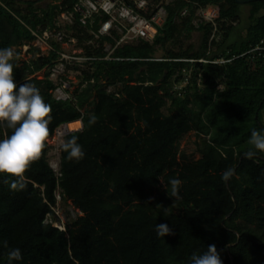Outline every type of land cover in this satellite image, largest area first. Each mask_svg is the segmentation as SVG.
I'll return each mask as SVG.
<instances>
[{
	"label": "trees",
	"instance_id": "16d2710c",
	"mask_svg": "<svg viewBox=\"0 0 264 264\" xmlns=\"http://www.w3.org/2000/svg\"><path fill=\"white\" fill-rule=\"evenodd\" d=\"M78 1L39 7L35 0H0V48L14 51L15 82L27 80L50 105L48 139L81 120L82 128L63 141L76 136L84 152L77 162L60 148L55 171L47 139L22 189H10L0 176V264H8L14 248L21 259L13 264H188L208 244L223 264H264V153L242 158L251 132H264V0H170L152 41L117 46L115 31L95 36L108 15L94 14L82 25ZM245 3L249 21L245 33L235 34ZM208 5L219 9L215 23L196 24V11ZM152 9L138 11L150 17ZM72 12L71 22L59 23L62 13ZM58 30L66 41L76 38L83 48L78 56L89 58L67 64L81 80L70 90L63 75L66 100L54 97L57 83L50 77L61 42L49 37L48 55L31 45ZM193 30L201 32L197 47L167 48L175 34ZM26 44L33 56L21 59L16 48ZM160 48L165 52L158 57ZM191 131L200 138V156L178 157V144ZM10 134L0 126V138ZM229 167L235 173L224 182L221 173ZM173 178L180 184L171 198L166 190ZM58 195L81 213L65 229L49 221ZM157 204L168 207L167 217ZM160 223L172 234L157 237Z\"/></svg>",
	"mask_w": 264,
	"mask_h": 264
},
{
	"label": "clouds",
	"instance_id": "9594fccd",
	"mask_svg": "<svg viewBox=\"0 0 264 264\" xmlns=\"http://www.w3.org/2000/svg\"><path fill=\"white\" fill-rule=\"evenodd\" d=\"M14 51L10 47L0 48V126L11 130V134L0 138V176L8 180L10 189H22L25 186L26 173L30 165L36 161L44 148L49 136L48 124L50 105L41 96L39 90L26 80L17 84L14 79V64L12 63ZM220 87V86H219ZM91 117L89 122H94ZM78 121V120H75ZM74 122V121H73ZM78 138L72 136L61 142L60 148L66 154V159L79 161L84 157L82 146ZM249 148L242 153L243 159H251L257 152L264 153V132L253 130L247 140ZM235 169L227 168L221 173L224 182L234 175ZM178 179H170V194L173 198L177 195ZM174 202V200H173ZM163 216L167 217V208L163 205ZM157 237H166L172 234L167 224H156L154 229ZM8 264L21 259L18 248L7 253ZM188 264H223L221 255L214 244H208L207 250L197 254L193 252L188 258Z\"/></svg>",
	"mask_w": 264,
	"mask_h": 264
},
{
	"label": "built area",
	"instance_id": "2783aa9c",
	"mask_svg": "<svg viewBox=\"0 0 264 264\" xmlns=\"http://www.w3.org/2000/svg\"><path fill=\"white\" fill-rule=\"evenodd\" d=\"M165 4L167 3L160 1L155 7H153L150 17H146L138 11V9L148 10L149 5H152L148 0H79L74 6V11L79 14V21L82 25H86L87 21L91 19L94 14L101 12L107 14L108 19L101 24L98 33L95 34V36L108 35L114 37L112 31H115L120 35V38L117 39L116 42L117 46L124 42H132L137 38L152 41L157 33V27L161 25L165 19ZM218 14L219 9L214 5L201 7L196 11L197 18L195 23L198 24L208 21L215 23L214 19L218 17ZM61 15L68 16L69 22H71L74 13H62ZM52 35L61 43L66 41V34L62 30L55 31ZM70 40L71 38L67 41ZM258 48L259 47L256 49ZM109 49L110 47L107 46V50ZM88 59V57L78 56V54H67L63 50L59 53L57 62L51 68L50 72V77L57 83V86L53 91L56 99L66 100L70 97L69 93L66 91L69 84L62 78L63 75H65L67 64L82 63ZM200 61L206 60L200 59ZM218 61L220 60L215 62ZM189 76L190 75H187L177 86L178 89H182L187 84ZM78 121L81 123L80 126L76 129H72V132L78 131L82 128L81 120Z\"/></svg>",
	"mask_w": 264,
	"mask_h": 264
},
{
	"label": "rangeland",
	"instance_id": "374dc122",
	"mask_svg": "<svg viewBox=\"0 0 264 264\" xmlns=\"http://www.w3.org/2000/svg\"><path fill=\"white\" fill-rule=\"evenodd\" d=\"M23 1V0H19ZM37 1V6L39 7H45L47 4H55L59 3V0H35ZM151 2V7H155L158 3H155V0H148ZM162 2L167 3L169 0H160ZM159 1V2H160ZM249 10L250 6L248 4H243L241 8V19L240 22L237 24V28L235 31L238 32V30L243 31L245 33V27L246 24L249 21ZM69 17L66 15H61L59 17V23L64 25L65 23L69 22ZM178 23H180V19L177 20ZM74 30H69L68 34H73ZM53 37V35L50 32H45L42 37L38 38L37 40L33 41L31 43L32 46L37 47L40 50V55H48L49 50L51 49L48 38ZM201 32L199 30H193L190 33H184L182 35L175 34L172 40L167 45L168 49H175L179 50L180 47L186 49L188 47H197L200 42ZM85 44V42H84ZM87 44V43H86ZM85 44V45H86ZM30 44H26L20 47H17V51H19V56L21 59H29L33 56V53L29 52L30 50ZM83 45V44H82ZM61 48L64 52L67 54H78L83 51V48L78 45L76 38H71L70 41H65L61 43ZM164 50L161 48L158 50L156 55L158 57L163 56ZM66 77L71 83L70 90H73L76 88L80 83V72L75 70H69L66 71ZM38 78H42L44 75V70L37 72L35 74ZM220 88H223V85H219ZM167 112V109H165ZM62 127L60 126L54 133V135L48 139V158L50 161L51 166L54 168L55 171L59 170L60 165V144L64 139L65 134L62 133ZM200 142V138L195 134V132L191 131L187 133L179 142L178 144V157H180L181 154H185L192 158H198L200 155L197 152V143ZM58 202L55 207V213L56 218L52 221L54 225L58 226L61 229H65L66 226L74 220L78 215H81L80 211L76 209L71 201H62L61 197L58 195L57 197Z\"/></svg>",
	"mask_w": 264,
	"mask_h": 264
},
{
	"label": "bare ground",
	"instance_id": "6f19581e",
	"mask_svg": "<svg viewBox=\"0 0 264 264\" xmlns=\"http://www.w3.org/2000/svg\"><path fill=\"white\" fill-rule=\"evenodd\" d=\"M80 121H74V122H70V123H68V130H72V129H76L77 127H79L80 126ZM65 132V130L64 129H62V133H64Z\"/></svg>",
	"mask_w": 264,
	"mask_h": 264
},
{
	"label": "water",
	"instance_id": "95a60500",
	"mask_svg": "<svg viewBox=\"0 0 264 264\" xmlns=\"http://www.w3.org/2000/svg\"><path fill=\"white\" fill-rule=\"evenodd\" d=\"M241 2H245V1H241ZM61 127L65 130V132H64L65 135L68 134V133H70V132H72L71 130H68L67 129V124H63Z\"/></svg>",
	"mask_w": 264,
	"mask_h": 264
},
{
	"label": "flooded vegetation",
	"instance_id": "af4514ba",
	"mask_svg": "<svg viewBox=\"0 0 264 264\" xmlns=\"http://www.w3.org/2000/svg\"><path fill=\"white\" fill-rule=\"evenodd\" d=\"M240 1H247V0H240ZM249 1V0H248Z\"/></svg>",
	"mask_w": 264,
	"mask_h": 264
}]
</instances>
